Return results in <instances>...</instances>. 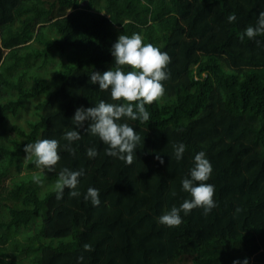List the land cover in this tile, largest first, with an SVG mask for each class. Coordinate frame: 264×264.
<instances>
[{"label":"trees","instance_id":"obj_1","mask_svg":"<svg viewBox=\"0 0 264 264\" xmlns=\"http://www.w3.org/2000/svg\"><path fill=\"white\" fill-rule=\"evenodd\" d=\"M261 12L264 0H0V264H264V35L245 34ZM133 33L171 58L150 120L122 121L142 138L133 164L84 129L70 154L63 135L80 131L76 110L117 103L89 74L114 69L113 44ZM29 110L25 125L15 121ZM38 139L61 145L52 171L25 158ZM199 152L216 207L159 223L191 199L182 180ZM65 167L85 174L78 197L65 189L58 200ZM89 187L99 206L85 201Z\"/></svg>","mask_w":264,"mask_h":264},{"label":"clouds","instance_id":"obj_2","mask_svg":"<svg viewBox=\"0 0 264 264\" xmlns=\"http://www.w3.org/2000/svg\"><path fill=\"white\" fill-rule=\"evenodd\" d=\"M229 22L236 20L234 14L227 17ZM245 34L249 39L264 35V12L259 14L255 27L248 26ZM244 37L241 36V40ZM260 42L257 41V44ZM111 54L115 58V68L104 71H93L90 75V83L98 84L100 91H110L112 101L109 103L100 100L98 104L91 107L78 108L72 117V124L77 130L66 131L63 139L67 141L63 149L75 155L72 142L81 139V129L92 136H97L107 145L105 154L116 157L128 165H132L136 158V149L141 143V136L136 129L130 126L126 120L138 121L143 124L150 120V113L146 105H151L163 98L165 87L163 81L169 78L166 71L170 63V56L167 52L161 51L151 43H145L139 33L131 36L120 34L117 41L111 48ZM131 71H124L125 67ZM87 124V127L85 125ZM61 145L56 139H38L34 143L25 145L26 159L35 157L34 164L38 168L54 170L61 157L59 150ZM174 156L177 161L183 158L186 146L183 143L174 144ZM98 151L95 147L87 149V156L95 158ZM156 158L161 164L163 158L157 154ZM194 167L190 170V178L182 180V190L190 194L191 199H185L179 207L172 206L159 217V223L168 227H178L182 223L181 212L189 214L195 208H202L207 215L216 203L214 201L215 187L206 183L212 173V165L206 158L204 152H199L194 157ZM84 169L71 170L63 168L55 182L56 198L62 199L65 189H69L71 197H78L77 190L79 178L83 176ZM34 182L42 184L39 176H35ZM175 195V193H173ZM85 201H91L93 206H99L100 193L94 187H89L84 196ZM239 211V209H237ZM85 250H91L90 245H84ZM233 264H241L239 260ZM243 264H249L247 258Z\"/></svg>","mask_w":264,"mask_h":264},{"label":"rangeland","instance_id":"obj_3","mask_svg":"<svg viewBox=\"0 0 264 264\" xmlns=\"http://www.w3.org/2000/svg\"><path fill=\"white\" fill-rule=\"evenodd\" d=\"M31 117H32L31 110H29V111H24V112L22 113V116L18 117L15 121H17V122H19V123L25 125V124H26L25 121H26L28 118H31ZM13 120H14V119H13ZM12 123H13V121L11 122V124H12ZM18 258H19V259H22V258H23V255L19 256ZM23 263H24V260H23ZM25 263H27V262H25Z\"/></svg>","mask_w":264,"mask_h":264}]
</instances>
